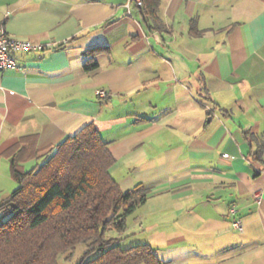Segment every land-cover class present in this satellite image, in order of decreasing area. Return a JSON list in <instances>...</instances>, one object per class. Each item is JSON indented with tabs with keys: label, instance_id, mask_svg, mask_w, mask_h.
<instances>
[{
	"label": "crops",
	"instance_id": "obj_1",
	"mask_svg": "<svg viewBox=\"0 0 264 264\" xmlns=\"http://www.w3.org/2000/svg\"><path fill=\"white\" fill-rule=\"evenodd\" d=\"M141 5L0 0L9 36L50 46L0 68V175L92 122L120 187L147 190L127 243L166 264H264V0H161L162 26Z\"/></svg>",
	"mask_w": 264,
	"mask_h": 264
},
{
	"label": "trees",
	"instance_id": "obj_2",
	"mask_svg": "<svg viewBox=\"0 0 264 264\" xmlns=\"http://www.w3.org/2000/svg\"><path fill=\"white\" fill-rule=\"evenodd\" d=\"M141 1L144 13L162 26L161 0ZM96 64L93 59L86 66ZM114 161L92 122L28 170L12 158L17 186L0 196V210L9 214L0 222V264H59L60 255L70 259L79 243L86 249L75 264H166L149 242L121 245L129 237L120 236L128 218L148 195L142 182L123 190L110 171Z\"/></svg>",
	"mask_w": 264,
	"mask_h": 264
},
{
	"label": "built area",
	"instance_id": "obj_3",
	"mask_svg": "<svg viewBox=\"0 0 264 264\" xmlns=\"http://www.w3.org/2000/svg\"><path fill=\"white\" fill-rule=\"evenodd\" d=\"M138 3H142L138 0ZM50 47L49 45L33 43L29 40L16 39L8 35L4 26L0 27V68H15L19 66L18 58L16 56V51L18 50H43L45 47ZM96 94L100 97H105L107 91L102 88L96 89ZM235 207L231 208V212L235 213ZM234 226L238 230H243V223L241 219H234Z\"/></svg>",
	"mask_w": 264,
	"mask_h": 264
},
{
	"label": "rangeland",
	"instance_id": "obj_4",
	"mask_svg": "<svg viewBox=\"0 0 264 264\" xmlns=\"http://www.w3.org/2000/svg\"><path fill=\"white\" fill-rule=\"evenodd\" d=\"M2 168V167H0ZM3 174L0 175V196L5 197L11 193V191L17 186V182L13 178H8L7 175L4 174V170L2 171ZM9 214H6L5 212L0 210V222L8 218ZM135 214L131 215L128 219V223H131V217H134ZM110 235L115 236L114 234H117L116 230H111ZM129 243H127V240H122L121 245L128 246ZM86 249V245L83 243H79L76 245L72 252V256L70 259H64L62 254L59 257V264H75L76 262L80 261L82 258V255ZM96 255V253L90 254L87 259L92 258Z\"/></svg>",
	"mask_w": 264,
	"mask_h": 264
}]
</instances>
